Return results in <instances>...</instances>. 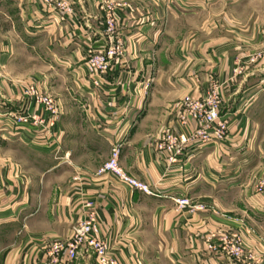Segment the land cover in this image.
Listing matches in <instances>:
<instances>
[{"label": "crops", "instance_id": "1", "mask_svg": "<svg viewBox=\"0 0 264 264\" xmlns=\"http://www.w3.org/2000/svg\"><path fill=\"white\" fill-rule=\"evenodd\" d=\"M70 1L75 15L62 20L40 0H0V111L19 110L32 85L62 110L51 136L0 116V143L21 140L51 161H36L34 181L26 163L0 155V240L9 242L0 264H53L48 247L69 239L90 212L110 257L123 264H264V191L254 187L264 178V59L228 82L235 56L199 48V40L194 48L190 41L171 49V22L198 16L199 0H115L125 54L95 88L85 57L87 48L109 45L102 0ZM33 55L47 68L30 70ZM210 74L227 83L222 115L229 139L189 147L168 165L158 148L165 128L187 131L176 121L179 102L205 93ZM118 142L124 170L157 195L97 174ZM177 198L191 206L180 208ZM213 232L239 234L246 257L235 262L210 253L206 239ZM58 264L97 260L83 249L74 262Z\"/></svg>", "mask_w": 264, "mask_h": 264}, {"label": "built area", "instance_id": "2", "mask_svg": "<svg viewBox=\"0 0 264 264\" xmlns=\"http://www.w3.org/2000/svg\"><path fill=\"white\" fill-rule=\"evenodd\" d=\"M47 10L56 12L62 20L74 17V7L70 0H43ZM103 24L109 45L103 51H95L92 47L86 50V66L90 80L95 88H101V77L108 73L112 63L120 61L125 54L126 40L122 33V23L119 21L117 11L110 0H102ZM210 88L207 92L198 95L185 96L179 102L180 110L176 118L181 128L187 131H178L172 126L165 128L158 148L166 155L168 165H173L185 155L187 148L205 147L229 139L228 118L222 115L224 94L220 85L209 80ZM26 102L17 111H0L4 122H10L18 128H27L41 136H51L61 117V106L51 95L40 92L36 86H27L24 89ZM122 143L113 145L110 157L97 170L98 175L110 174L132 188L148 195H157L151 187L127 173L120 163ZM1 182V174H0ZM259 191H264V178L259 180ZM180 208L190 207L188 198H177ZM197 208V206H192ZM207 250L213 254L224 255L240 262L246 257L243 241L236 234L210 233L206 239ZM53 264L77 260L79 252L90 249L94 252L97 264H123L111 258L109 241L101 236L98 216L95 212L88 213L85 218L75 223L69 239L55 241L48 247Z\"/></svg>", "mask_w": 264, "mask_h": 264}, {"label": "rangeland", "instance_id": "3", "mask_svg": "<svg viewBox=\"0 0 264 264\" xmlns=\"http://www.w3.org/2000/svg\"><path fill=\"white\" fill-rule=\"evenodd\" d=\"M40 1L41 6L45 7L43 0ZM110 1L117 8L116 11L122 7L115 0ZM205 4L208 6L202 9V5ZM173 20L169 31L173 37L176 36V39L172 42L171 49H176L190 41L191 47H189L194 48L192 44H197L199 40V48L217 49L225 53L227 57L235 56V67L232 73L224 79L228 82L237 83L251 72L254 65L264 59V0H199L198 16ZM167 23L169 22L167 21L166 25ZM197 32H199L198 37H196ZM44 68H47L46 65L44 66L35 55L29 59L30 70L35 72ZM248 78L259 80V76H248ZM209 80H213L220 85L222 90L227 85L225 81L218 79L214 74L209 75ZM209 86L210 83L206 92L209 90ZM222 92H227L226 88ZM36 153L29 145L18 139L0 143V155L2 157L9 156L13 161L19 163H26L28 174L34 177V181L35 175H37L36 161L44 160V164L48 165L51 162L50 156H44V159H42L43 157L39 158ZM258 186L259 181L254 187L258 189ZM199 208L204 207L199 204ZM236 235L240 236L239 234ZM7 245H9V242L0 240L1 257L8 252Z\"/></svg>", "mask_w": 264, "mask_h": 264}]
</instances>
